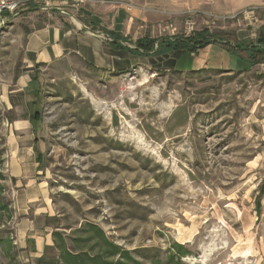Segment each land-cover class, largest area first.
Listing matches in <instances>:
<instances>
[{
	"label": "rangeland",
	"instance_id": "1",
	"mask_svg": "<svg viewBox=\"0 0 264 264\" xmlns=\"http://www.w3.org/2000/svg\"><path fill=\"white\" fill-rule=\"evenodd\" d=\"M30 1L0 30V264H56L53 233L72 249L87 223L162 261L177 243L190 252L182 264H264V61L219 48L168 54L203 30L258 45L262 13L228 17L264 0H33L65 2V13L91 26L96 15L135 17L130 70L109 75L71 57L30 75L34 82L21 44ZM146 38L147 49L137 50ZM18 120L26 131L15 130ZM29 139L37 142L33 176L50 191L37 221L53 246L42 258L19 244L20 183L11 177L12 153Z\"/></svg>",
	"mask_w": 264,
	"mask_h": 264
},
{
	"label": "crops",
	"instance_id": "2",
	"mask_svg": "<svg viewBox=\"0 0 264 264\" xmlns=\"http://www.w3.org/2000/svg\"><path fill=\"white\" fill-rule=\"evenodd\" d=\"M45 3L46 5L37 6L33 0L30 1L31 6L24 10L25 13L21 17L26 16L24 20L26 27L29 28L25 40L23 37L25 42L21 43L22 64L27 69L28 77L42 67L64 66L71 57L78 58L93 71L109 75L116 72L124 73L131 69L132 53L129 51L131 40L127 38L132 33L135 17L128 13L116 12L104 21L96 15L91 26L88 20H77L65 13V2L53 3L51 8L47 7L51 5L48 1ZM210 48L222 49L218 45H211L204 51ZM35 79V76L30 77V82H34ZM37 100L38 98L31 107L38 108ZM36 114L37 110L33 120H28L33 134H36V125L40 121ZM14 123L17 132L27 130L26 121L18 120ZM30 141V139L27 141L26 150H16L12 153L14 164L11 167V177L17 180L16 183H20L17 185L19 190L15 196L17 212L22 218L19 224L21 226L18 227L19 244L23 248L33 245L38 258H42L45 246H53L52 234H47L50 228L44 225L41 228L37 221L48 212L50 191L38 184L33 176V170L35 171L37 166V158L34 157L37 153V142L36 139Z\"/></svg>",
	"mask_w": 264,
	"mask_h": 264
},
{
	"label": "trees",
	"instance_id": "3",
	"mask_svg": "<svg viewBox=\"0 0 264 264\" xmlns=\"http://www.w3.org/2000/svg\"><path fill=\"white\" fill-rule=\"evenodd\" d=\"M148 42L147 38L139 40L137 50L147 49ZM257 44L247 48L240 43L231 45L229 41L220 39L219 34L203 30L190 38L177 39L175 43L169 45L168 54L179 58L185 53L195 54L208 46L218 45L224 51L234 55L246 52L248 62L264 61V28L260 32ZM36 118L40 120L39 113L36 114ZM75 235L71 240L73 246L71 249L61 233H53L54 245L59 252L56 264H182V259L190 254L183 245L177 243L172 245L165 261L156 256L149 257V249L128 251L111 241L100 227L90 223L82 225L75 231Z\"/></svg>",
	"mask_w": 264,
	"mask_h": 264
},
{
	"label": "built area",
	"instance_id": "4",
	"mask_svg": "<svg viewBox=\"0 0 264 264\" xmlns=\"http://www.w3.org/2000/svg\"><path fill=\"white\" fill-rule=\"evenodd\" d=\"M23 2L24 0H0V30L8 24L9 18L18 17L21 6L24 5ZM83 2L84 0H81V3ZM259 13H262L264 16V7L250 8L249 10L232 15L228 18L231 20L238 18L247 20L250 17H255Z\"/></svg>",
	"mask_w": 264,
	"mask_h": 264
}]
</instances>
